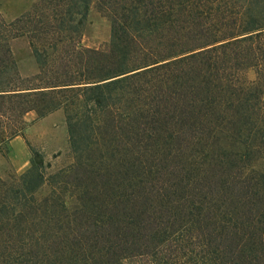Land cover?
<instances>
[{
  "label": "trees",
  "instance_id": "1",
  "mask_svg": "<svg viewBox=\"0 0 264 264\" xmlns=\"http://www.w3.org/2000/svg\"><path fill=\"white\" fill-rule=\"evenodd\" d=\"M92 7L104 52L79 48ZM58 111L73 163L0 179V264H264V0H40L0 16V147Z\"/></svg>",
  "mask_w": 264,
  "mask_h": 264
},
{
  "label": "rangeland",
  "instance_id": "2",
  "mask_svg": "<svg viewBox=\"0 0 264 264\" xmlns=\"http://www.w3.org/2000/svg\"><path fill=\"white\" fill-rule=\"evenodd\" d=\"M40 0H0V16L6 23H12L27 13ZM111 41V27L109 22L92 7L83 27L79 48L104 52ZM9 47L16 64L18 75L22 79H29L38 74V65L32 56L29 43L20 38L9 43ZM253 72L247 74L252 81ZM35 114L30 113L23 118L24 130L17 142H6L0 147V179L10 183L28 171L31 164L42 169L45 177H49L60 170L67 169L73 163L69 148V135L65 122V114L58 111L51 119L39 123ZM26 146L29 163L25 169L18 171L14 167L20 156V151ZM46 193L47 190L44 189Z\"/></svg>",
  "mask_w": 264,
  "mask_h": 264
},
{
  "label": "crops",
  "instance_id": "3",
  "mask_svg": "<svg viewBox=\"0 0 264 264\" xmlns=\"http://www.w3.org/2000/svg\"><path fill=\"white\" fill-rule=\"evenodd\" d=\"M54 115H55V113L50 115V116H48V117H46V118H44V119H42L39 123L44 122L48 118L51 119ZM17 141L18 140L16 138V139H14L12 141V143L17 142ZM19 154H20L19 157L15 156V158H17V160L14 162V167H15L16 170L21 171V170L25 169V167L29 163V154H28V150H27L25 145H24V147L22 148V150L20 151Z\"/></svg>",
  "mask_w": 264,
  "mask_h": 264
}]
</instances>
